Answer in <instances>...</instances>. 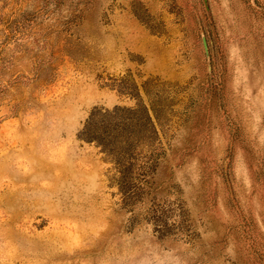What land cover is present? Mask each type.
<instances>
[{
  "label": "rangeland",
  "instance_id": "374dc122",
  "mask_svg": "<svg viewBox=\"0 0 264 264\" xmlns=\"http://www.w3.org/2000/svg\"><path fill=\"white\" fill-rule=\"evenodd\" d=\"M0 264H264V0H0Z\"/></svg>",
  "mask_w": 264,
  "mask_h": 264
},
{
  "label": "trees",
  "instance_id": "16d2710c",
  "mask_svg": "<svg viewBox=\"0 0 264 264\" xmlns=\"http://www.w3.org/2000/svg\"><path fill=\"white\" fill-rule=\"evenodd\" d=\"M89 122H90V120H89ZM88 131H89V129H88V123H87V126H85L84 129H83V131L81 132L80 138L82 140H86V141H96V138H93V137H89L88 136ZM98 144L101 145L100 143H98Z\"/></svg>",
  "mask_w": 264,
  "mask_h": 264
},
{
  "label": "water",
  "instance_id": "95a60500",
  "mask_svg": "<svg viewBox=\"0 0 264 264\" xmlns=\"http://www.w3.org/2000/svg\"><path fill=\"white\" fill-rule=\"evenodd\" d=\"M204 47H205V49H207V46H206V42H205V40H204Z\"/></svg>",
  "mask_w": 264,
  "mask_h": 264
}]
</instances>
